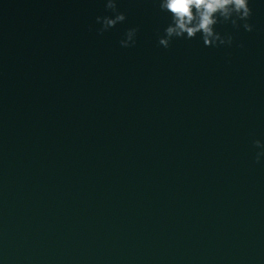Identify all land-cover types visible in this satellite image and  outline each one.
I'll use <instances>...</instances> for the list:
<instances>
[{
    "label": "water",
    "instance_id": "obj_1",
    "mask_svg": "<svg viewBox=\"0 0 264 264\" xmlns=\"http://www.w3.org/2000/svg\"><path fill=\"white\" fill-rule=\"evenodd\" d=\"M232 47L157 45L154 0H0L3 264H264V4ZM138 27L134 47L118 41ZM242 45V47H241Z\"/></svg>",
    "mask_w": 264,
    "mask_h": 264
},
{
    "label": "clouds",
    "instance_id": "obj_2",
    "mask_svg": "<svg viewBox=\"0 0 264 264\" xmlns=\"http://www.w3.org/2000/svg\"><path fill=\"white\" fill-rule=\"evenodd\" d=\"M119 0H103L110 15L97 16L95 23L98 35L115 28L126 21V14L118 8ZM252 0H154V4L167 18L162 32H157V45L168 49L173 40H193L199 37L205 48H230L234 42L231 33H221L219 25L230 24L233 29L252 32L254 26L249 23L253 11ZM264 4V0H259ZM138 27L127 28L118 41L122 48L134 47L137 43ZM242 47V45H241ZM255 162L264 159V143L253 140ZM0 264H3L0 261Z\"/></svg>",
    "mask_w": 264,
    "mask_h": 264
}]
</instances>
